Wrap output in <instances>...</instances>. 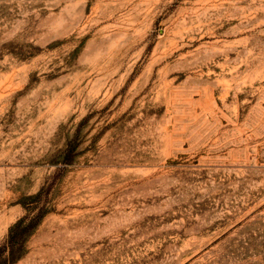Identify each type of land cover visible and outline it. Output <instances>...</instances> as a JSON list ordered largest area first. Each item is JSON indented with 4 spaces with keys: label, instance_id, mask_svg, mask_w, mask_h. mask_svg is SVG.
I'll list each match as a JSON object with an SVG mask.
<instances>
[{
    "label": "rangeland",
    "instance_id": "obj_1",
    "mask_svg": "<svg viewBox=\"0 0 264 264\" xmlns=\"http://www.w3.org/2000/svg\"><path fill=\"white\" fill-rule=\"evenodd\" d=\"M0 264H264V0H0Z\"/></svg>",
    "mask_w": 264,
    "mask_h": 264
},
{
    "label": "trees",
    "instance_id": "obj_2",
    "mask_svg": "<svg viewBox=\"0 0 264 264\" xmlns=\"http://www.w3.org/2000/svg\"><path fill=\"white\" fill-rule=\"evenodd\" d=\"M68 151L71 153L73 151V148H70ZM38 220L39 218L36 217L29 224H24L25 219L21 218L11 228L9 239L7 240V243L4 247L8 251V255L6 259H4L6 263L13 262L18 257V254L22 253L20 251L24 246L25 234L36 225Z\"/></svg>",
    "mask_w": 264,
    "mask_h": 264
}]
</instances>
